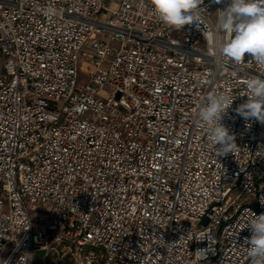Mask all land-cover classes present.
<instances>
[{"label": "built area", "instance_id": "built-area-1", "mask_svg": "<svg viewBox=\"0 0 264 264\" xmlns=\"http://www.w3.org/2000/svg\"><path fill=\"white\" fill-rule=\"evenodd\" d=\"M228 2L175 30L151 0H0V264H250L264 124L234 109L264 67L221 56ZM219 92L217 157L197 111Z\"/></svg>", "mask_w": 264, "mask_h": 264}, {"label": "clouds", "instance_id": "clouds-1", "mask_svg": "<svg viewBox=\"0 0 264 264\" xmlns=\"http://www.w3.org/2000/svg\"><path fill=\"white\" fill-rule=\"evenodd\" d=\"M223 3L224 0H215ZM203 0H151L152 11L160 22L175 30L185 25L197 24L196 11ZM218 24L225 39L221 43V56L239 64L248 54L260 67H264V0H229L227 7L220 11ZM246 91L241 96L248 99L234 111L245 121L256 120L264 124V77L243 81ZM233 99L224 92L210 93L198 108L197 119L206 131L209 147L218 156H227L237 148L235 135L222 121ZM219 146V147H217ZM246 228L250 237L244 238V246L250 264H264V212H252ZM195 254L205 258V250L197 249ZM7 264V262H6Z\"/></svg>", "mask_w": 264, "mask_h": 264}, {"label": "rangeland", "instance_id": "rangeland-1", "mask_svg": "<svg viewBox=\"0 0 264 264\" xmlns=\"http://www.w3.org/2000/svg\"><path fill=\"white\" fill-rule=\"evenodd\" d=\"M108 5L111 8L114 7V5L112 3H109ZM101 17H102V19H108L109 18L108 15H103ZM84 54H86V51H83V56L80 59V65H81L82 69L86 70L88 67L86 66V59H85ZM0 60L3 61L1 54H0ZM86 81H87V76H85V74L81 71L80 82L86 83ZM34 264H35V262H34ZM39 264H61V263L59 262L57 256H49L45 259L40 260Z\"/></svg>", "mask_w": 264, "mask_h": 264}, {"label": "trees", "instance_id": "trees-1", "mask_svg": "<svg viewBox=\"0 0 264 264\" xmlns=\"http://www.w3.org/2000/svg\"><path fill=\"white\" fill-rule=\"evenodd\" d=\"M42 256H43L42 254L37 255V257H36V259H35L36 261H34L35 264H39V262H40Z\"/></svg>", "mask_w": 264, "mask_h": 264}]
</instances>
